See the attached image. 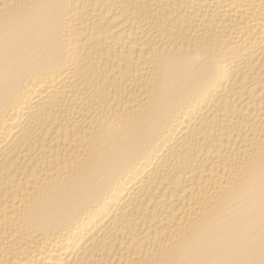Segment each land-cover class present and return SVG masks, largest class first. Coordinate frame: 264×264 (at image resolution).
I'll use <instances>...</instances> for the list:
<instances>
[{"label": "bare ground", "instance_id": "1", "mask_svg": "<svg viewBox=\"0 0 264 264\" xmlns=\"http://www.w3.org/2000/svg\"><path fill=\"white\" fill-rule=\"evenodd\" d=\"M0 264H264V0H0Z\"/></svg>", "mask_w": 264, "mask_h": 264}]
</instances>
